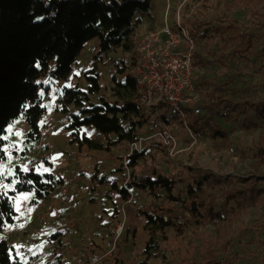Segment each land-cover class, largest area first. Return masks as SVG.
<instances>
[{
	"label": "rangeland",
	"instance_id": "rangeland-1",
	"mask_svg": "<svg viewBox=\"0 0 264 264\" xmlns=\"http://www.w3.org/2000/svg\"><path fill=\"white\" fill-rule=\"evenodd\" d=\"M151 1L155 6L161 7V10L163 6L166 9L169 5L168 22L172 25L175 10L183 0ZM183 2L181 13L191 11V15H200L205 21L211 22L210 27H215L218 23L216 17L223 14L235 17L246 27L255 25L246 7L229 12L221 0ZM162 17H159V25L163 21ZM156 27L150 22L142 26L139 24L134 30V42L143 32ZM210 35L207 46L216 51L226 34H219L212 29ZM201 39L199 38L200 41ZM95 45L96 39L85 45L77 58L75 70L68 79L48 77L41 81L38 91L46 112L39 120L41 138L37 143L25 142L29 128L23 115L7 129V142L3 147L5 159L0 161L1 190L7 192L13 189V181L8 179H13L15 166L22 170L33 168L37 172H51L63 179V183L47 199L36 203L32 202L31 191L14 195L13 208L17 214L14 223L5 226L2 231L12 246L13 254L21 264H80L79 258L87 259L89 255L102 251L104 233L111 230L121 218L120 208L124 207L127 217L123 233L114 250L97 264H264V192L257 196L255 203L251 199L243 202L237 209V215H233L230 210L232 204H225L221 198L217 199L216 209L221 208L222 215L225 216L219 222H187L182 228H170L153 235L145 228V218L139 208L164 199L165 192L161 190L156 196L148 189L132 186L139 192V196L129 202L125 200V195L119 191L120 187H123L124 181H133L132 169H125L121 163L124 159L128 160V157L125 158L127 141H119L115 135L107 137L86 129L87 135L96 142L95 147H79L76 143H69L65 123L69 122L68 115L77 110L73 105L67 107V112L62 109L59 97L63 87L77 86L86 89L88 81L85 75L88 73L96 76L100 85L99 91L89 96L91 102L99 103L103 99L121 105L122 98L127 97L115 94L114 89L117 88L116 79L123 81L119 77L118 68L132 72L135 62L134 46L131 50L113 46L105 53L94 55ZM262 48L264 36L253 40L250 61L243 57L231 61L227 66H208L199 69L195 78L200 80L208 77L216 81L232 78V85L247 89L248 85L260 83L264 79V58L260 53ZM248 92L252 98H264V89H249ZM200 94L202 101H206L204 90ZM242 111L243 109L237 120L214 118L225 136H214L207 131L198 146L182 154L176 153L171 158H167L166 153L173 150V146H164V150L152 146L156 131L151 126L154 118L144 116L142 112L137 116L130 114V119L140 121L135 127V133L145 137L142 147H145L147 153L139 160V172H147V167L152 165L163 173L190 165L200 167L223 180L228 176L263 177L264 161H259L253 146L264 145V117L254 116L253 121L257 126L248 129L242 124L245 116ZM248 114H252L251 110H248ZM166 115L170 117L171 124L168 128L174 142L177 145L181 142L185 144L186 135L180 122L171 112L167 111ZM258 183L261 185V181ZM239 185L223 182L225 188ZM217 223L225 229L224 237L210 244L217 253L211 257L201 251L207 247V241L217 237ZM226 226H229L228 232ZM151 237L159 245V249L150 255L144 250ZM228 242L227 249L219 252L218 248Z\"/></svg>",
	"mask_w": 264,
	"mask_h": 264
},
{
	"label": "trees",
	"instance_id": "trees-1",
	"mask_svg": "<svg viewBox=\"0 0 264 264\" xmlns=\"http://www.w3.org/2000/svg\"><path fill=\"white\" fill-rule=\"evenodd\" d=\"M221 3L229 12L246 7L255 25L246 27L235 17L226 14L216 17L218 23L215 27H210L211 22L200 15L187 18L189 32L197 42L193 61L198 70L216 64L227 66L231 61L243 57L250 61L253 40L264 36V0H221ZM150 7L151 0H0V161L5 159L3 147L7 142V129L19 116L23 115L29 128L25 142L33 144L41 138L39 120L46 112L38 91L41 81L48 77L67 79L75 70L78 56L92 39H96L94 55L105 53L113 46L131 50L135 44L134 30L141 23L139 14L147 12ZM210 29L226 34L216 51L207 46L211 38ZM260 53L264 58V48ZM117 70L123 81L116 79L114 92L127 96L122 98L121 105L103 99L99 103L91 102L89 96L97 93L100 85L97 77L88 73L85 75L88 81L86 89L63 87L59 97L62 109L67 112V107L73 105L77 110L67 117L69 122L66 128L71 130L70 144L95 147L96 142L87 135L86 129L98 135H115L119 141L128 142L136 137L135 127L140 121L129 118L130 114L137 116L141 113L134 101L135 80L132 72H126L123 68ZM194 81L200 91L204 90L207 100L200 103L203 110L201 115L195 116L189 108L186 119L193 128L201 129L205 125L214 136H225L217 126L215 117L237 120L243 109L245 116L242 124L248 129L257 126L253 121L254 116L264 117V98L256 99L248 95L249 89H264V79L248 85L247 89L232 85V78L216 81L202 77L200 80L194 78ZM248 110L252 114H248ZM199 119H202L201 123ZM162 122L171 124L169 116L159 113L151 121V126L157 130ZM160 148L164 150L161 143ZM253 151L259 161H264V145H254ZM146 153L144 147L128 157L127 166L132 169L133 181L127 184L148 189L156 196L161 190L165 192L164 199L139 208L145 218V228L153 235L170 228H182L187 222H219L225 218L221 208L216 209L219 198L225 204H232L230 210L237 215V209L243 202L251 199L255 203L257 196L264 192V176L260 175L247 178L228 176L223 180L190 165L167 173L152 165L142 174L139 172V160ZM13 171V179H8L13 181V189L7 192L0 189V264H21L13 254L9 240L2 234L5 226L14 223L17 214L13 208L14 195L31 191L32 202L36 203L47 199L63 183L61 177L51 172H37L33 168L24 171L18 166ZM260 181L261 185L258 183ZM223 182L240 185L225 188ZM119 191L126 195L124 187H120ZM219 224L217 237L207 241L202 254H210L211 257L217 255L210 244L224 237L225 229ZM226 227L228 232L229 226ZM228 245L229 242L223 244L218 248L219 252L225 251ZM158 249L159 245L151 237L144 252L151 255Z\"/></svg>",
	"mask_w": 264,
	"mask_h": 264
},
{
	"label": "built area",
	"instance_id": "built-area-1",
	"mask_svg": "<svg viewBox=\"0 0 264 264\" xmlns=\"http://www.w3.org/2000/svg\"><path fill=\"white\" fill-rule=\"evenodd\" d=\"M183 1L175 10L172 25L168 22L169 5H167L163 12L162 23L143 33L136 40L133 48L135 58L132 68L135 80L134 101L138 108L144 116L153 118L159 113L166 114L164 111L169 110L176 116L186 135L185 144L181 142L177 145L168 128L169 125L162 122L161 127L154 133L155 140L152 146L160 147V143L165 147L173 146V150L167 151L168 158L198 146L205 132L208 131L205 125H202L201 129L193 128L186 119L190 112L189 108L195 116L201 115L203 110L200 106L202 96L194 81L198 71L193 61L197 42L190 34L187 25V18L191 16V11L181 13ZM201 121L202 119H199L200 123ZM144 140L145 137L136 134L132 141H128L125 158L140 152L143 149ZM126 160H122L121 163L125 169H128ZM127 183L128 181H124L122 186L126 191L125 200L129 202L132 198L138 197L139 192ZM120 213L121 218L116 221L111 230L104 233L105 242L102 251L89 255L87 259L79 258L80 264H97L114 250L123 233L127 217L124 207L120 208Z\"/></svg>",
	"mask_w": 264,
	"mask_h": 264
},
{
	"label": "crops",
	"instance_id": "crops-1",
	"mask_svg": "<svg viewBox=\"0 0 264 264\" xmlns=\"http://www.w3.org/2000/svg\"><path fill=\"white\" fill-rule=\"evenodd\" d=\"M160 8L157 7V6H155V3L153 1H151V7H150V9L147 12H144V13H140L139 14V16L141 17L140 26H142V25L147 24V23L150 22V23H152V24H154L155 26L158 27L159 26V21H160V18L159 17L160 16H163V12L165 10L164 6H163V9L162 10ZM145 32H143V33H145ZM67 125H68V122L65 123V126L66 127H67ZM63 126H64V124H63ZM66 130L70 134L71 130H68L67 128H66Z\"/></svg>",
	"mask_w": 264,
	"mask_h": 264
},
{
	"label": "snow or ice",
	"instance_id": "snow-or-ice-1",
	"mask_svg": "<svg viewBox=\"0 0 264 264\" xmlns=\"http://www.w3.org/2000/svg\"><path fill=\"white\" fill-rule=\"evenodd\" d=\"M40 19H42V17ZM24 171H28V169L25 168ZM45 171H47V169H45Z\"/></svg>",
	"mask_w": 264,
	"mask_h": 264
}]
</instances>
